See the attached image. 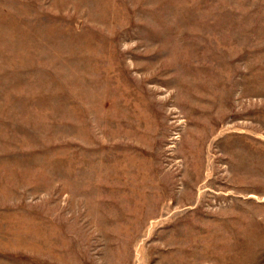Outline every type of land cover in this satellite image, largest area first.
Here are the masks:
<instances>
[{
    "label": "rangeland",
    "instance_id": "1",
    "mask_svg": "<svg viewBox=\"0 0 264 264\" xmlns=\"http://www.w3.org/2000/svg\"><path fill=\"white\" fill-rule=\"evenodd\" d=\"M0 264H264V0H0Z\"/></svg>",
    "mask_w": 264,
    "mask_h": 264
}]
</instances>
